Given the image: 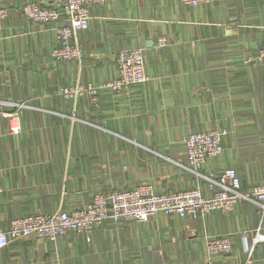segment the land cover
Here are the masks:
<instances>
[{"label": "crops", "instance_id": "0c3cea01", "mask_svg": "<svg viewBox=\"0 0 264 264\" xmlns=\"http://www.w3.org/2000/svg\"><path fill=\"white\" fill-rule=\"evenodd\" d=\"M27 1L0 0L9 8L0 26V226L141 184L213 196L218 187L187 168L184 139L215 128L228 130L224 149L201 171L234 167L244 192L264 182V62L247 61L264 47V0L93 3L77 34L80 61L54 59L62 22L26 18ZM163 36L169 43L160 46ZM133 47L144 51L146 81L102 89L99 103L61 93L115 78L118 52ZM258 227L264 232V210L241 199L227 213L106 221L90 241L75 232L14 240L0 249V264H264L262 243L248 250ZM207 235L229 236L232 251L211 254Z\"/></svg>", "mask_w": 264, "mask_h": 264}, {"label": "built area", "instance_id": "2783aa9c", "mask_svg": "<svg viewBox=\"0 0 264 264\" xmlns=\"http://www.w3.org/2000/svg\"><path fill=\"white\" fill-rule=\"evenodd\" d=\"M108 0H53L51 3L30 0L23 7V15L35 22H62L57 26L58 44L52 49L56 61H80L83 50L77 40L79 30L87 29L91 18L90 6L93 3H106ZM185 5H211L220 0H181ZM9 8L0 6V26L8 15ZM169 40L158 39L160 46ZM248 62H264V47L256 54L247 57ZM118 73L115 78L100 84L77 82L63 86L61 93L67 98L89 94L94 103H99L102 89L120 92L127 86L142 83L148 79L144 51L140 47L121 49L117 54ZM20 105H24L21 103ZM18 132L20 126H13ZM228 134L225 128L210 131L192 132L184 139V153L189 160L187 168L204 177L212 187H218L213 196H206L198 187L187 190L158 192L149 184H141L129 189L99 192L92 202L69 210L58 209L52 213L41 212L13 218L8 227L0 226V249L14 240L27 238L59 239L68 233L86 235L89 241L94 230L106 221L126 220L148 221L159 213L180 217H200L221 211L234 210L241 199L259 203L264 210V182L256 185L251 192L242 190V180L234 167H228L219 175H207L200 170L209 158L222 154L223 137ZM208 251L213 255H223L232 251V240L225 235H207ZM264 245V232L258 227L248 248L250 256L255 246ZM249 256V257H250ZM207 264H218L208 261Z\"/></svg>", "mask_w": 264, "mask_h": 264}, {"label": "rangeland", "instance_id": "374dc122", "mask_svg": "<svg viewBox=\"0 0 264 264\" xmlns=\"http://www.w3.org/2000/svg\"><path fill=\"white\" fill-rule=\"evenodd\" d=\"M17 126H20V125H17ZM12 127H13V126H12ZM12 127H11V128H12ZM12 130H13V128H12ZM200 171H201V170H200ZM201 172H202V171H201ZM202 173H203V172H202ZM199 176H201V175H199ZM203 178H204V177H203ZM162 192H164V191H162ZM120 222H121V221H120ZM115 223H117V222H115ZM68 234H69V233H68ZM68 234H67V235H68ZM65 236H66V235H65ZM63 237H64V236H63ZM61 238H62V237H61Z\"/></svg>", "mask_w": 264, "mask_h": 264}]
</instances>
